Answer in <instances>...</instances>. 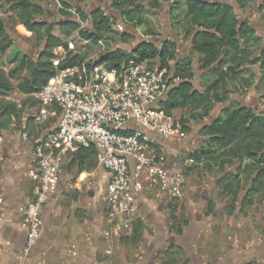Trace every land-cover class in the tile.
Segmentation results:
<instances>
[{
  "label": "rangeland",
  "instance_id": "1",
  "mask_svg": "<svg viewBox=\"0 0 264 264\" xmlns=\"http://www.w3.org/2000/svg\"><path fill=\"white\" fill-rule=\"evenodd\" d=\"M7 1L0 0V20L13 40V47L0 58V69L9 73L19 69V60L24 57L37 61L45 48V43L25 29L18 20L16 12L11 11L12 4ZM62 1L69 5L70 9H65ZM224 1L233 2V0ZM33 3L41 7L44 11V19L49 22L68 19L81 21V16H85L87 21L82 23L85 29L92 28L93 12L102 10L112 18L113 27L117 32L122 31L119 28V25H122L124 31L132 34L133 38L127 43L120 42L117 35H109V40L88 53L86 61L93 63L111 51L122 49L131 52L144 41L160 47L161 43L171 39L170 35H172L178 43L179 59L191 58L195 69L194 85L196 89L203 90L202 85L205 81L201 79L203 74L198 64V55L192 51L190 39L185 38L180 42L179 36H183L182 31L179 29L181 34L177 36L172 28L168 27V18L163 14L149 11L146 14V24L134 28L124 22L120 14L112 9V0H35ZM262 4L264 0H254L246 10L237 9L236 13L241 21H248L251 26L257 23L264 28V9L259 10ZM168 5L163 4L162 9ZM62 11L69 16H63ZM147 32H153L155 35H147ZM260 36H263L264 45V30L261 31ZM86 50V44L78 47L79 52ZM253 69L257 72L255 84L244 94H231L226 107L236 108L244 104L255 112L264 113V91L256 90L261 73L258 65ZM28 76L25 69L18 70L16 78L12 80L13 92L7 97H0V101L8 102L20 111V119L14 124L19 133L24 129L25 119L34 121L36 127L38 126L34 118L38 114L36 100L34 97L21 94L18 89L19 83ZM219 109L216 104L210 117L202 121L191 120L187 111L177 113V119L181 116L187 118L188 131L185 132L184 137L174 140L173 149L168 153L165 152V155H172L175 172L180 173L184 178L180 194L163 204L160 199H155V196L151 195L148 199L149 205L143 207L137 214L129 233L117 239L114 236L110 240L101 238L102 245L107 249L103 248L98 254L99 258L105 260L107 264H167L166 253L172 247H179L185 255L175 253L171 258L172 261L175 260L174 264H264V194L252 196L253 205L242 207L243 201L248 198L253 180L252 175L244 173L249 163L245 162L243 165L234 163L220 168L212 162L205 160L195 162L191 158L193 153L207 146V138L202 134V128L213 120ZM56 122L58 118L54 117L45 124L44 128H48V124L55 125ZM7 134L0 132V158L2 155L5 160L10 156L7 148L5 150L3 147ZM18 136V140L15 137L13 144L10 141L9 145H27L34 139L28 137L25 141L26 136L22 135V138L21 135ZM67 161L61 171L59 194L52 202L71 214L77 208L82 209V213L85 214L79 220L84 219L83 222L94 224L98 220L94 212L96 205L101 206L99 209L104 211L106 204V195L102 194V187L98 185L104 171L100 167L92 174L87 173L86 178L83 177L84 173H78L77 168L71 166L69 157ZM234 176L238 177L240 186L233 179ZM3 183L4 180L0 177V185L2 186ZM90 193L93 197L89 196ZM174 217L181 221V224L188 223L183 227L181 236L175 234ZM99 230L102 234L111 230L108 221L102 222ZM128 235V244L121 242V239Z\"/></svg>",
  "mask_w": 264,
  "mask_h": 264
},
{
  "label": "trees",
  "instance_id": "2",
  "mask_svg": "<svg viewBox=\"0 0 264 264\" xmlns=\"http://www.w3.org/2000/svg\"><path fill=\"white\" fill-rule=\"evenodd\" d=\"M12 1V2H11ZM35 0H8L11 11L25 29L32 35L42 39L45 48L37 61L24 57L19 60V69L26 70L28 78L19 83V92L32 97L39 92L56 72L54 66L57 60L54 50L64 47L67 55L60 61L59 68L82 65L88 53L100 42L109 40V35L119 36L120 42L127 43L133 36L131 33L114 29L112 18L104 11L93 12L92 28L85 29L82 23L87 21L81 16V21L63 20L46 21L43 10ZM254 0H235L238 8L244 11ZM65 9L69 5L62 1ZM163 4H169L171 28L178 35L190 39L191 49L198 55V64L203 73L201 79L203 90L194 85L195 69L191 58L179 59L178 43L167 39L160 47L144 41L131 52L118 49L102 55L96 65L104 64L108 69L119 72L135 60L146 63L150 68L173 71L179 82L171 87L166 99L161 103V109L188 131V120L182 116L177 119V113L187 111L191 120H205L210 117L216 104H226L231 94H244L255 84L256 73L253 67L259 66L261 79L257 91H264V45L248 21H241L234 8L220 2L207 3L202 0H112V9L120 14L124 22L134 28L146 24V14L149 11L162 10ZM264 4L259 10L263 11ZM63 16L69 14L62 11ZM154 36L155 33L147 32ZM181 36V35H180ZM86 44L87 50L79 52L78 47ZM73 45L74 49L70 50ZM13 47L4 23L0 20V58ZM90 64L91 62L88 61ZM18 70L6 73L0 69V97L9 96L14 86ZM20 119V111L8 102L0 101V132L8 130L16 120ZM202 134L207 138L205 149L195 152L191 158L195 162L205 160L220 168L238 163L249 165L244 173L253 176L248 198L242 203L243 208L253 205L252 196L264 194V113L255 112L250 108H224L221 115L202 128ZM70 164L77 168L78 173H92L99 168L98 152L94 148L79 149L70 156ZM240 186L238 177L233 178ZM173 198L170 199V201ZM175 234L181 236L187 222L176 219ZM122 238V237H121ZM129 235L121 242L127 243ZM128 244V243H127ZM177 253L184 256L179 247H172L166 253L167 264H174L172 256Z\"/></svg>",
  "mask_w": 264,
  "mask_h": 264
},
{
  "label": "built area",
  "instance_id": "3",
  "mask_svg": "<svg viewBox=\"0 0 264 264\" xmlns=\"http://www.w3.org/2000/svg\"><path fill=\"white\" fill-rule=\"evenodd\" d=\"M119 28L124 31L122 25ZM55 54V74L32 96L39 107L34 118L40 135L31 143L28 175L33 181V198L19 207L21 226L27 232L26 255L42 234V212L59 190L62 168L79 149H96L99 166L109 175L105 202L111 230L104 234L106 239L129 233L140 198L176 197L184 180L169 170L165 148L153 138L158 135L174 141L186 135L181 124L161 109L168 91L179 82L173 71L153 69L135 60L120 72L88 61L59 68L67 52L61 46ZM54 117L58 122L45 129ZM4 205L0 196V225L6 219Z\"/></svg>",
  "mask_w": 264,
  "mask_h": 264
},
{
  "label": "crops",
  "instance_id": "4",
  "mask_svg": "<svg viewBox=\"0 0 264 264\" xmlns=\"http://www.w3.org/2000/svg\"><path fill=\"white\" fill-rule=\"evenodd\" d=\"M202 1H218L222 4L232 6L235 12L239 9L235 0H233L232 3L225 2L224 0ZM169 7L170 5L156 12L168 18L167 24L168 27L171 28ZM247 18L248 15L246 19ZM252 26L260 36L264 28L257 23ZM260 37L263 39V36ZM170 38L174 39L172 35H170ZM179 40L183 42L185 36H179ZM254 72L257 73L255 70ZM226 104H218L220 109L213 120L221 115L222 110L227 106ZM241 107L248 108L244 104H241ZM38 110L39 107L37 104L36 113H38ZM2 133H8L6 139L3 141V147L5 150L7 148L10 156H8V160L3 159L2 155V159L0 158V177L4 180L3 185H0V193L5 201L4 209L6 212V219L0 225V264H107V262L99 258L98 255L102 252L103 248L107 249L102 245L103 243L101 241L102 239H106L104 236L105 233L102 234L101 230H99L102 222H107L106 204H104V211L99 209L101 206L97 207L98 205H96L94 212L97 214L98 220L95 221L94 224H87L88 222H83L84 219L79 220V218H82L85 214L82 213V209L77 208V210L71 214L69 211H64L60 206H55V204H53L59 194V190L43 209L42 218L44 225L40 238L29 255L24 253L27 232L21 226L22 217L19 213V207L31 201L33 198V181L28 175L32 167L33 146L31 143H28V146L20 143L21 146L12 144L15 137L18 140V135H21V138L24 134L29 138H36L40 135V130L38 126L36 127L34 121L25 119L24 129L20 133L14 124L8 130L2 131ZM153 138L163 145L165 152L168 153L169 150L173 149L174 141L164 140L158 135H153ZM10 141L12 143L11 145H9ZM167 157V167L171 171H176L172 155H168ZM67 163L68 161H66L63 168ZM103 171L104 173L101 174L102 178L98 182V185L102 187V194L105 196L109 175L105 170ZM83 177L87 178L88 174L84 173ZM80 182L82 183L84 181ZM89 196L93 197V194L90 193ZM169 201L170 198L167 197L160 199L161 204ZM149 203L150 201L147 196L140 198L139 211L137 214L140 213L143 207L148 206Z\"/></svg>",
  "mask_w": 264,
  "mask_h": 264
},
{
  "label": "water",
  "instance_id": "5",
  "mask_svg": "<svg viewBox=\"0 0 264 264\" xmlns=\"http://www.w3.org/2000/svg\"><path fill=\"white\" fill-rule=\"evenodd\" d=\"M207 3H212V2H207Z\"/></svg>",
  "mask_w": 264,
  "mask_h": 264
},
{
  "label": "flooded vegetation",
  "instance_id": "6",
  "mask_svg": "<svg viewBox=\"0 0 264 264\" xmlns=\"http://www.w3.org/2000/svg\"><path fill=\"white\" fill-rule=\"evenodd\" d=\"M218 2V1H217Z\"/></svg>",
  "mask_w": 264,
  "mask_h": 264
}]
</instances>
